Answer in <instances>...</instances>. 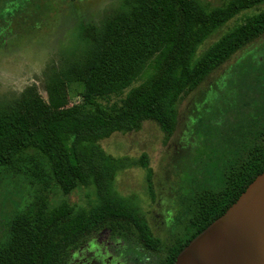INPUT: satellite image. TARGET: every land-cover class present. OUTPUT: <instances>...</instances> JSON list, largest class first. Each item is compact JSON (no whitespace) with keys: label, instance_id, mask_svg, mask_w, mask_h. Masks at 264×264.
Returning <instances> with one entry per match:
<instances>
[{"label":"trees","instance_id":"16d2710c","mask_svg":"<svg viewBox=\"0 0 264 264\" xmlns=\"http://www.w3.org/2000/svg\"><path fill=\"white\" fill-rule=\"evenodd\" d=\"M26 2L32 11L38 8L37 0H0V14L25 10ZM245 11L250 13L240 17ZM261 35L264 0H121L100 23L82 26L81 53L44 72L46 99L29 84L0 101V167L19 174L34 195L0 224V264H68L71 251L104 227L134 235L142 248L155 253L161 243L155 235L165 233L152 232L148 212L114 188L120 170L138 165L155 200L147 154L115 156L100 141L138 130L149 120L165 143L177 127L180 100ZM147 64L146 77L132 85ZM239 74V90L227 100L244 119L245 131L235 130L239 133L228 150L221 186L187 193L183 220L188 231L167 245L160 264H174L178 252L264 168V71L249 84ZM72 83L81 84V99L68 104ZM241 139L247 140L242 147ZM78 188L93 191L85 206L66 198ZM55 192L62 195L56 204L48 200Z\"/></svg>","mask_w":264,"mask_h":264},{"label":"rangeland","instance_id":"374dc122","mask_svg":"<svg viewBox=\"0 0 264 264\" xmlns=\"http://www.w3.org/2000/svg\"><path fill=\"white\" fill-rule=\"evenodd\" d=\"M207 1L217 4L220 0ZM120 2L37 0L38 8L33 11V5L29 7L26 2L28 7L25 10L11 12L10 16L6 11L1 13L0 101L17 96L29 84H35L46 99L45 70L78 56L85 44L81 37L82 26L100 23L104 15L118 8ZM249 13L245 11L240 17ZM231 24L232 21L219 29L199 50ZM150 69L147 64L132 85L141 82ZM241 71L245 84L255 79L252 78L254 74L264 71V35L237 52L215 74L180 100L177 127L165 143L161 130L149 120L143 121L138 130L114 133L100 141V146L115 156L137 159L141 153L147 154L148 164L153 170L151 181L155 200L150 198L145 170L138 165L120 170L115 177L114 188L118 194L129 197L142 212H148L146 219L152 232L159 231L161 235L165 232L164 236L155 235L161 242L153 251L158 256L162 254L164 257L167 245L181 239L188 231L183 220L187 193L192 188H218L222 184L228 150L235 145V133H239L235 130L245 131L244 119L240 121L237 118L235 113L238 111L233 110V105L227 100L239 90ZM80 89L79 83L68 85V104L80 101ZM241 92L245 93L246 87L242 86ZM249 107H242L241 111ZM246 142L241 139L239 146ZM3 170L0 167V224L6 222L10 214L27 206L34 196L19 174H7ZM61 198L58 192L48 196V200L55 204ZM66 198L72 204L85 206L94 194L91 188H78ZM161 229L163 231L160 232ZM129 239L127 241H133ZM130 245L127 249L137 255L135 243Z\"/></svg>","mask_w":264,"mask_h":264},{"label":"water","instance_id":"95a60500","mask_svg":"<svg viewBox=\"0 0 264 264\" xmlns=\"http://www.w3.org/2000/svg\"><path fill=\"white\" fill-rule=\"evenodd\" d=\"M174 264H264V168L178 252Z\"/></svg>","mask_w":264,"mask_h":264},{"label":"flooded vegetation","instance_id":"af4514ba","mask_svg":"<svg viewBox=\"0 0 264 264\" xmlns=\"http://www.w3.org/2000/svg\"><path fill=\"white\" fill-rule=\"evenodd\" d=\"M155 233L158 234L159 231ZM129 238L134 242L127 241ZM129 238L128 235L122 236L104 227L71 251L68 264H160L161 257L142 248L134 235ZM131 243H135L137 255L127 249L131 247ZM151 257L154 258L153 261Z\"/></svg>","mask_w":264,"mask_h":264}]
</instances>
